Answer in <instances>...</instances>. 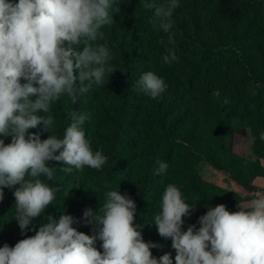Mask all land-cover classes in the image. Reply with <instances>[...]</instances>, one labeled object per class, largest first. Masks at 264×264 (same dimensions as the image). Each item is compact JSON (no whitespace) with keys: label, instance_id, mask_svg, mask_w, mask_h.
Returning a JSON list of instances; mask_svg holds the SVG:
<instances>
[{"label":"trees","instance_id":"16d2710c","mask_svg":"<svg viewBox=\"0 0 264 264\" xmlns=\"http://www.w3.org/2000/svg\"><path fill=\"white\" fill-rule=\"evenodd\" d=\"M148 2L166 0H119L114 23L102 29L99 43L109 47L115 70L107 83L93 84L75 104L62 96L51 106V130L43 125L29 130L42 141L51 134L62 139L71 112L90 113L83 125L86 138L107 162L99 170L85 166L66 173L63 162L49 161L53 179H41L59 191L23 234L15 220L14 189L5 188L0 247H14L34 236L48 215L58 219L62 213L81 220L73 225L78 231L93 235V226L82 221L84 210L97 213L105 194L117 190L134 200V225L145 242L157 245L152 255L171 253L175 264L171 240L162 238L153 223L168 184L176 185L193 207L183 217L186 231L190 225L200 227L198 219L209 207L223 204L236 212L245 206V196L205 180L196 170L201 163L227 173L247 194L256 190L255 178L264 179V0H179L172 15L173 42L150 23L153 9L144 7ZM169 50L177 60L165 63ZM147 71L167 84L156 99L135 90ZM0 139L11 142L10 137ZM157 160L168 164L165 174H156ZM101 243L97 240L95 246L102 252Z\"/></svg>","mask_w":264,"mask_h":264},{"label":"clouds","instance_id":"9594fccd","mask_svg":"<svg viewBox=\"0 0 264 264\" xmlns=\"http://www.w3.org/2000/svg\"><path fill=\"white\" fill-rule=\"evenodd\" d=\"M119 0H0V201L4 189H14L15 220L22 234L56 199L59 188L41 177L53 179L49 161L63 162L62 170H99L107 162L102 151H94L83 125L90 113L71 112V123L63 138L49 135L41 140L29 130L43 125L50 131L52 103L67 96L75 104L93 84L104 86L115 71L112 53L102 29L114 23ZM179 0L148 2L153 9L150 23L173 42L172 15ZM177 60L171 50L165 63ZM23 81V83L21 82ZM167 84L153 71L136 82L135 90L152 99L161 96ZM35 98V99H33ZM43 112L40 116L37 113ZM264 140V132L260 134ZM59 153L58 155L56 153ZM156 174H165L168 164L157 160ZM193 207L180 189L168 184L160 211L153 217L158 234L171 240L175 264H264V196H257L230 212L223 204L209 207L196 225L182 231L183 217ZM136 204L117 190L105 194L97 213L84 210L82 221L93 226V235L73 227L81 220L69 214L52 215L34 236L14 247H0V264H173L171 253L156 258L134 225ZM101 241V252L96 241Z\"/></svg>","mask_w":264,"mask_h":264},{"label":"rangeland","instance_id":"374dc122","mask_svg":"<svg viewBox=\"0 0 264 264\" xmlns=\"http://www.w3.org/2000/svg\"><path fill=\"white\" fill-rule=\"evenodd\" d=\"M223 109L225 110V105L223 104ZM251 141V136L248 133L247 136V142ZM246 153L249 155V152L246 151ZM196 170L200 173V175L208 181L214 182L217 185L221 187H225L231 191H234L236 193H243L241 188L237 186L233 181L230 180L228 177V174L225 172H218L214 170L209 164L207 163H201ZM256 183L258 184H264V181L262 179H256ZM252 200V198H248V201Z\"/></svg>","mask_w":264,"mask_h":264},{"label":"crops","instance_id":"0c3cea01","mask_svg":"<svg viewBox=\"0 0 264 264\" xmlns=\"http://www.w3.org/2000/svg\"><path fill=\"white\" fill-rule=\"evenodd\" d=\"M256 179H262L264 181L263 178H255L254 179V184L256 186V190L254 192L247 194L241 189L243 193H241V194L238 193V194H240L242 196H245V198H246V201H245V204H244L245 206H247V204L249 202L248 198H252L253 199V198H256L257 196H264V184L256 183Z\"/></svg>","mask_w":264,"mask_h":264}]
</instances>
